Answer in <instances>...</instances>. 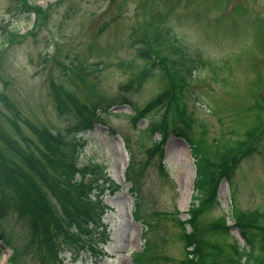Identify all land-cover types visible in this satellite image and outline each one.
Segmentation results:
<instances>
[{
	"label": "rangeland",
	"instance_id": "obj_1",
	"mask_svg": "<svg viewBox=\"0 0 264 264\" xmlns=\"http://www.w3.org/2000/svg\"><path fill=\"white\" fill-rule=\"evenodd\" d=\"M10 32L15 34L6 41ZM130 61L134 66L124 67ZM92 62L99 69L85 72ZM172 68L183 75L171 93L192 137L203 128L206 145H232L257 125L248 134L249 152L237 153L231 179H221L218 201L197 224L203 252L217 253L213 264H231L234 242L244 245L232 208L264 212V0H0V124L12 136L17 125L29 136L32 126L56 132L74 125L77 106L69 95L100 110L114 96L131 103L102 110L104 124L82 133L87 143L80 160L102 163L121 184L103 197L110 239L102 256L74 260L66 251L54 259L33 240L19 264H134L132 252L143 248L145 229L135 216V198L138 214L153 225V263L181 264L186 251L173 217H188L195 177L189 145L167 134L163 158L151 156L145 147L160 136L148 138L144 129L167 107L131 117L158 93L170 92ZM8 116L17 120L14 127ZM8 221L7 235L29 241L27 217ZM218 225L224 231L216 235ZM255 235L259 240L260 231ZM262 245L255 244L254 255ZM10 253L0 240V264H8Z\"/></svg>",
	"mask_w": 264,
	"mask_h": 264
},
{
	"label": "trees",
	"instance_id": "obj_2",
	"mask_svg": "<svg viewBox=\"0 0 264 264\" xmlns=\"http://www.w3.org/2000/svg\"><path fill=\"white\" fill-rule=\"evenodd\" d=\"M14 34L6 33V41L11 40ZM133 63L130 61L123 65L131 68ZM97 69V64L87 67L89 71ZM172 71L170 92L166 89L158 93L142 110H133L131 117L136 121L154 107H167L161 119L144 129L148 138H152L156 133L160 136L159 140L151 139L152 144L145 147L151 156L162 158L164 139L170 130L189 142L195 163L193 194L188 207L189 217L186 221L173 217L175 224L180 228L179 238L184 242L186 251L180 263L213 264L217 253L211 250L203 252L199 237L201 232L199 233L197 225L199 217L212 201H218V182L223 176L228 179L231 177L239 161L237 153L244 155L249 152L251 141L248 144V137L251 135L248 134L254 133L257 125L247 130L244 139L236 140L232 145H206L203 128L196 137H192L185 127L184 114L179 113L177 97L174 92L171 93L174 86L179 89L178 81L183 77L177 68H172ZM68 97L70 102L77 106L78 114L75 124L64 130L53 132L47 127L32 126L33 136H28L18 125V129L14 127L17 120L8 116L7 120L17 132V135L12 136L0 124V238L12 247L8 264H19L18 257L22 253H29L33 240H39L54 259H62V255L69 251L73 258L84 254L95 262L102 256L103 245L109 240V230L102 220L109 206L103 196L107 192L113 194L120 185L111 179L103 164L94 160L79 159L86 143V139L80 134L92 129L95 122L102 121L97 113L100 108L96 104L87 103L80 106L74 98L70 95ZM123 103L131 105L127 99L114 96L101 111L106 112L113 105ZM173 106L176 109H173ZM140 145L144 146L145 141L142 140ZM126 176L131 179L129 168L126 170ZM135 200V216L143 218L145 229L144 246L140 251L132 253V259L134 264H154V242L150 239L153 225L148 216L141 217L138 214V201L136 198ZM233 214L234 223L246 242L251 247L259 243L263 249L264 224L260 221L264 218V212L241 213L234 209ZM13 215L20 219L27 217L28 223L30 222V239L24 244L18 243L6 233V222H9ZM186 224L191 226L190 232L186 231ZM213 230L216 235L224 231L219 225ZM255 230L260 231L259 240L255 239ZM232 252L238 260L245 256L246 259L252 258L254 264H264V250L254 255L251 250L248 252L237 244ZM231 259L234 258L230 257Z\"/></svg>",
	"mask_w": 264,
	"mask_h": 264
}]
</instances>
